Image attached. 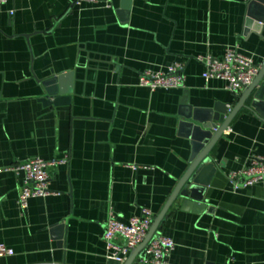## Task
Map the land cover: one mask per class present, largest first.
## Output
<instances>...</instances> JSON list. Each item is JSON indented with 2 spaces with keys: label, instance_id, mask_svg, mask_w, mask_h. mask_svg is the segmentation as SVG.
<instances>
[{
  "label": "crops",
  "instance_id": "crops-1",
  "mask_svg": "<svg viewBox=\"0 0 264 264\" xmlns=\"http://www.w3.org/2000/svg\"><path fill=\"white\" fill-rule=\"evenodd\" d=\"M76 1L9 0L0 11V244L14 251L0 264H125L132 251L108 259L110 214L160 216L190 169L196 112H230L247 89L206 80L197 58L233 48L264 67L252 0ZM176 63L183 88L140 86ZM62 76L64 95L45 103L43 83ZM261 156L264 107L242 109L212 151L205 209L178 200L158 229L176 244L170 264H264V184L235 190L229 179ZM35 159L66 163L48 169L52 193L22 210L26 176L9 168Z\"/></svg>",
  "mask_w": 264,
  "mask_h": 264
},
{
  "label": "built area",
  "instance_id": "built-area-1",
  "mask_svg": "<svg viewBox=\"0 0 264 264\" xmlns=\"http://www.w3.org/2000/svg\"><path fill=\"white\" fill-rule=\"evenodd\" d=\"M9 0H0V11ZM77 4L91 3L111 5V0H77ZM14 11L10 12V16ZM197 60L205 66L204 78L221 79L227 83V88L232 93H238L252 85L259 73L251 57L245 56L236 49H228L224 60L209 57H198ZM185 84L184 65L176 63L165 73H144L140 79V86L151 91L183 88ZM66 160L45 161L35 159L25 163L16 164L9 168L17 173L23 172L26 176L18 204L22 210H26L29 201L33 198L49 196L51 179L48 169ZM234 189L253 186L258 183L264 184V156L253 160L250 168L232 173L229 176ZM155 215L150 210L144 209L141 214L133 218L128 224H124L111 213L107 222L104 240L109 252L110 261L124 263L131 251L140 246L149 230L151 229ZM118 238L123 239V244L116 242ZM176 247L175 242L163 235H156L145 248L141 255L140 264H170L169 260ZM14 251L0 244V258L13 256Z\"/></svg>",
  "mask_w": 264,
  "mask_h": 264
},
{
  "label": "water",
  "instance_id": "water-1",
  "mask_svg": "<svg viewBox=\"0 0 264 264\" xmlns=\"http://www.w3.org/2000/svg\"><path fill=\"white\" fill-rule=\"evenodd\" d=\"M249 16L251 19L248 26H250L252 19L261 23L264 22V0H252L250 2ZM64 78L66 77L49 78L43 83L47 93L44 100L45 103H58L56 97L60 94L64 95L62 90L58 87L62 84ZM263 83L264 67L260 70L252 85L246 89L238 105L230 112H228V108H216L215 112H213L212 115V112H210L205 119H201L198 116V111L196 112L193 120L199 123V125L193 124V139L196 141V151L193 155L190 169L181 180L162 214L154 220L144 242L132 251V254L125 264H137L136 259L142 255L149 242L156 236L160 225L168 218V212L176 201L181 200L184 209H188L192 205H196L195 208L198 210L205 209V207L199 205V203L204 201L206 187L210 184V177L206 179V175H212V172H216L212 151L240 110H253L254 107H264ZM260 85H262L261 88Z\"/></svg>",
  "mask_w": 264,
  "mask_h": 264
}]
</instances>
